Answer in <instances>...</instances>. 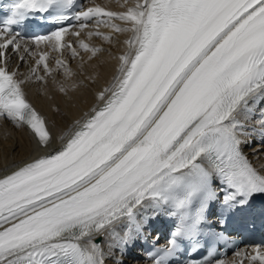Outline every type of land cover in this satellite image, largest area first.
I'll return each instance as SVG.
<instances>
[{
  "label": "snow or ice",
  "instance_id": "6c2138e0",
  "mask_svg": "<svg viewBox=\"0 0 264 264\" xmlns=\"http://www.w3.org/2000/svg\"><path fill=\"white\" fill-rule=\"evenodd\" d=\"M74 5L15 0L0 26V118L26 126L41 148L50 132L25 99L24 81L8 70V52L46 43L92 60L100 48L65 43V35L79 37L89 21L128 34L112 81L96 96L100 106L69 126L58 150L0 178V264H105L94 237L124 249L149 211L178 218L167 247L150 253L153 264H171L180 240L199 243L210 202L232 212L264 196V171L244 152L249 138L264 145V0H137L120 12L97 6L66 14ZM49 13L55 24L78 22L80 31L60 27L26 41L13 30L31 14ZM23 52L35 58L28 79L43 81L56 70L72 78L63 59L52 69L48 52ZM254 251L246 258L264 264V251ZM213 255L187 264H208Z\"/></svg>",
  "mask_w": 264,
  "mask_h": 264
},
{
  "label": "bare ground",
  "instance_id": "6f19581e",
  "mask_svg": "<svg viewBox=\"0 0 264 264\" xmlns=\"http://www.w3.org/2000/svg\"><path fill=\"white\" fill-rule=\"evenodd\" d=\"M101 1L107 2L106 9L114 12L124 11L137 2V0H127V3L125 0H99ZM95 31L111 36V41H103L95 36L89 38L87 33L81 32V37L75 39L74 44L75 46L79 40H84L91 46L100 48L102 51L92 60H88V54L83 52L73 59L70 50H64L63 55L49 50L47 63L50 68L55 69L56 60L63 59L71 69L73 76L67 81L61 70L53 71L52 75L45 77L43 81H37L34 77L28 79L31 68L35 66V58L24 54L9 57L12 67L17 66V76L24 81L22 88L27 102L44 119L50 130L51 143L47 148H41L32 140V136L25 127H16L6 118H0V178L38 157L56 151L63 143L60 140L61 135L69 126L77 120H83L85 114H90L93 107L100 106L101 102L97 101L96 96L112 81L118 67V57L126 50L123 42L128 34H114L105 27H99ZM20 56L24 57L23 62L20 61ZM39 75H44L42 67ZM62 84L68 88L66 93L59 91ZM250 123L251 121H248L247 125ZM244 152L254 167L261 165L264 161L262 154L250 146V139L244 146ZM112 244L113 241L110 238L105 239L100 244L103 253L111 251L114 252V256L126 254L125 248L118 253L120 248L110 247Z\"/></svg>",
  "mask_w": 264,
  "mask_h": 264
}]
</instances>
